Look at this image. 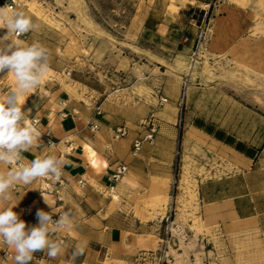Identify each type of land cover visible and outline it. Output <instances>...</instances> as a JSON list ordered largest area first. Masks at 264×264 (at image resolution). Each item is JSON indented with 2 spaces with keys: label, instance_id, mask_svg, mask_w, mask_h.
I'll return each instance as SVG.
<instances>
[{
  "label": "rangeland",
  "instance_id": "obj_1",
  "mask_svg": "<svg viewBox=\"0 0 264 264\" xmlns=\"http://www.w3.org/2000/svg\"><path fill=\"white\" fill-rule=\"evenodd\" d=\"M21 1L18 10L37 27L10 39L49 51V70L25 94L23 110L34 116L45 94L50 102L63 88L70 98L93 99L97 106L109 96L124 100L140 111L145 130L155 124V136L175 129V195L183 220L195 216L190 208L199 202L198 180L206 167L212 178L232 170L210 146L183 145L190 117H205L245 143L264 142V0H213L181 14L175 0ZM5 2L0 0V7ZM166 10L169 21L174 19L170 33L143 31L148 14L161 17ZM0 27L3 37L8 30L3 21ZM7 74L0 73V96L16 85L14 75ZM188 135L199 141L195 128ZM245 174L232 184L214 182V195L250 192L264 211V161ZM188 228L182 225L176 240L161 241L164 245L140 256L138 264H264V236L224 240L214 232L204 242L190 237ZM5 248L0 242V254Z\"/></svg>",
  "mask_w": 264,
  "mask_h": 264
},
{
  "label": "crops",
  "instance_id": "obj_2",
  "mask_svg": "<svg viewBox=\"0 0 264 264\" xmlns=\"http://www.w3.org/2000/svg\"><path fill=\"white\" fill-rule=\"evenodd\" d=\"M212 1L175 0V6L181 14L188 7ZM170 15L168 10L161 17L148 14L143 31L170 33L174 22L169 21ZM45 95L44 104L34 116H26L41 132V146L24 152L19 162L0 163V174L6 175L36 156L56 155L65 161L59 178L44 177L29 185L17 184L9 190L12 200L0 201V208L18 204L13 211L29 228L38 225V210L52 211L53 216L60 211L72 213L69 225L52 234V239L63 242L64 254L52 259L46 250L37 251L29 264H138L140 256L157 252L164 245L161 241L176 240L182 225L189 227L190 237L204 242L214 232L224 240L264 236V211L252 193L239 191L216 196L212 188L216 181L232 184L244 177L242 173L248 175L256 170L258 163L264 161V142L259 138L245 143L205 117H190L183 145L210 146L226 158L232 170L212 178L207 176L206 167L198 180L199 202L190 208L195 216L185 221L175 195L179 145L175 129L168 135L156 134L152 142H145L134 153L135 140L144 137L148 130L140 124V111H133L124 100L109 96L97 106L93 99L70 98L63 88L54 92L53 101L49 102L48 94ZM98 107L103 110L102 115L96 114ZM94 123L99 124L97 130L92 129ZM123 124L130 125V133L115 140L114 129ZM193 128L198 131L199 141L186 138ZM119 164L127 165L129 170L121 181L115 182L113 174ZM25 205L35 212L30 220L24 218ZM194 225L202 231L192 229ZM77 246L83 253L70 261ZM2 254L0 264H14V260L5 261ZM260 255L264 256V252Z\"/></svg>",
  "mask_w": 264,
  "mask_h": 264
},
{
  "label": "clouds",
  "instance_id": "obj_3",
  "mask_svg": "<svg viewBox=\"0 0 264 264\" xmlns=\"http://www.w3.org/2000/svg\"><path fill=\"white\" fill-rule=\"evenodd\" d=\"M8 8L0 7V21L8 30L0 37V73L7 70V75H14L16 85L0 96V163L11 165L14 161L19 162L22 154L33 146H41V132L26 119L31 109L24 111L23 106L27 99L25 94L38 87L49 70V51L39 43L24 45L18 39H10L13 35L27 34L37 25L24 11L15 10L8 15ZM64 164L65 161L56 155H42L23 167L9 170L6 175L0 174V201L11 200L9 190L17 184L29 185L37 178H59ZM43 198L51 207L44 195ZM17 205L0 208V242L14 250L15 264H29L37 251L46 250L52 259L63 255V242L52 239V234L69 225L71 211L63 212L54 220L52 211L38 210V225L29 228L13 211ZM82 253V248L74 247L70 261Z\"/></svg>",
  "mask_w": 264,
  "mask_h": 264
},
{
  "label": "built area",
  "instance_id": "obj_4",
  "mask_svg": "<svg viewBox=\"0 0 264 264\" xmlns=\"http://www.w3.org/2000/svg\"><path fill=\"white\" fill-rule=\"evenodd\" d=\"M5 4H6V6H9L8 10L13 12L15 10H18V8L21 7L22 1L21 0H6ZM24 35H22V36H24ZM167 100H168L167 98L162 97V102H166ZM96 112L99 115L102 114V110L100 108H97ZM151 125L152 126L150 127L148 133L144 137L138 138L137 140H135V142H134V153L139 152L142 149L145 142H152L154 140L155 133H156V127H155L154 123H151ZM98 128H99V124H95V123L92 124L93 130H97ZM129 133H130V130H129L128 125H126V124L119 125L114 129V138H115V140H121V139L127 137L129 135ZM128 170L129 169H128L127 165L119 164L116 167V170L114 171L113 180L115 182L121 181L125 177V175L127 174ZM46 178H48V177H46ZM23 212H24V218L27 220L32 219L33 216L35 215V212L32 210L30 205H25L23 208ZM62 213L63 212L60 211V212L56 213L52 218L54 220L58 219V217ZM5 247L6 248L2 254L3 259L7 262L14 260L13 259L14 255H15L14 250L12 248H8L6 245H5ZM14 264H15V262H14Z\"/></svg>",
  "mask_w": 264,
  "mask_h": 264
},
{
  "label": "bare ground",
  "instance_id": "obj_5",
  "mask_svg": "<svg viewBox=\"0 0 264 264\" xmlns=\"http://www.w3.org/2000/svg\"><path fill=\"white\" fill-rule=\"evenodd\" d=\"M9 12V11H8ZM11 13V12H10ZM192 132V131H191ZM193 133V132H192ZM196 138V137H195ZM187 139L188 140H190L191 141V139H192V137L190 136V135H188L187 136ZM88 150H89V152H90V154L91 155H94V151H93V149L90 147V146H88ZM96 153V152H95ZM237 167V166H236ZM240 168V167H239ZM192 190V189H191Z\"/></svg>",
  "mask_w": 264,
  "mask_h": 264
}]
</instances>
